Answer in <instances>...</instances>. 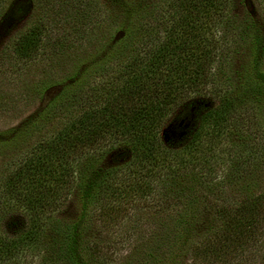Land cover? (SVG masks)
Masks as SVG:
<instances>
[{
	"label": "trees",
	"instance_id": "obj_1",
	"mask_svg": "<svg viewBox=\"0 0 264 264\" xmlns=\"http://www.w3.org/2000/svg\"><path fill=\"white\" fill-rule=\"evenodd\" d=\"M228 3L170 0L159 10L137 3L135 10L143 13L141 20L127 28L121 26L99 50L79 59L62 90L14 131H28L55 109L69 113L62 126L24 154L0 184V208L17 205L27 214L19 237L0 234V264H14L22 251L39 242L50 223L48 219L74 188L80 192V215L66 227L59 241V260L66 264H103L102 250L84 241L94 209L104 204L107 207L103 202L106 199L128 198L157 188L158 184L152 186L156 177H180L198 158L201 135L197 128L186 144L192 145L189 156L179 153L186 147L181 150L163 139L165 128L180 108L210 94L218 103L201 115L199 127L208 126L221 133L233 122L247 118L249 123V112L254 111L249 100L264 102V30L252 20L243 34L251 48L249 65L239 90H231L220 81L215 66L240 40L230 39L225 31L219 33L218 26L228 22ZM22 8H13L10 13L21 16L26 6ZM47 34L46 24L38 21L15 41V55L29 61L44 53ZM189 114L184 113L173 124L175 136L192 132ZM116 146L129 152V160L120 167L106 168L103 162ZM176 191L170 196L172 200L196 205L192 196ZM240 207L235 215H229L227 207L220 206L226 232L213 251L226 252L231 242L256 237L264 223V192L260 200ZM181 219L186 224L179 236L186 239L190 214L185 211ZM181 251H185L183 245Z\"/></svg>",
	"mask_w": 264,
	"mask_h": 264
},
{
	"label": "rangeland",
	"instance_id": "obj_2",
	"mask_svg": "<svg viewBox=\"0 0 264 264\" xmlns=\"http://www.w3.org/2000/svg\"><path fill=\"white\" fill-rule=\"evenodd\" d=\"M139 2L159 10L170 0H0V184L24 154L62 126L69 113L55 109L28 131H14L62 90L79 59L99 50L121 26L127 28L141 20L143 13L135 10ZM22 5L26 12L14 17L10 11L22 10ZM228 5V22L218 26L219 33L225 31L230 39L240 40L215 66L220 81L237 91L244 83L251 53L243 34L252 20L264 30V0H229ZM38 21L48 28L44 44L47 51L23 61L13 51L15 41ZM256 100L248 103L254 106L249 123L247 118L233 122L221 133L208 126L199 127L201 115L218 103L213 95H201L178 110L163 139L181 150L186 147L179 153L189 156L192 145L186 144L197 128L201 135L198 158L180 177H156L152 186L158 184L157 188L128 198L112 197L103 201L107 207L104 204L94 209L84 241L102 250L103 264H264V223L254 239L231 242L226 252L212 250L226 232L220 206L227 207L226 214L235 215L240 206L260 200L264 192V102ZM184 113H190L192 132L177 137L173 124ZM128 160L129 152L116 146L103 163L106 168H117ZM176 190L185 197L192 196L196 205L172 200L170 196H175ZM80 205V192L74 188L48 219L50 223L39 242L22 251L14 264L60 261L59 241L66 227L78 219ZM185 211L190 214L186 239L179 236L186 224L181 219ZM26 218V211L17 205L0 208V234L19 237Z\"/></svg>",
	"mask_w": 264,
	"mask_h": 264
}]
</instances>
